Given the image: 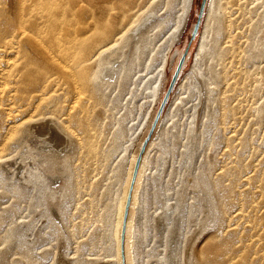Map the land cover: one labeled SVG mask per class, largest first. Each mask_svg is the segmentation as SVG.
Listing matches in <instances>:
<instances>
[{"label":"rangeland","instance_id":"374dc122","mask_svg":"<svg viewBox=\"0 0 264 264\" xmlns=\"http://www.w3.org/2000/svg\"><path fill=\"white\" fill-rule=\"evenodd\" d=\"M201 1H192L189 24L180 41L172 38L185 17L188 0H133L128 6L116 31L153 9L144 26V55L139 50L133 55L136 63L144 60L139 69H135L138 63L133 68V73L139 72L131 74L122 91L114 86L112 95L117 98L95 94L90 106L91 148L82 141L73 148L59 147L73 187L67 197L59 198L58 187L54 197L47 196V208L32 196H18L9 182H0V264H119L115 226L123 186L153 114L143 147L159 122L157 112L180 62L177 50L187 51L188 62L182 65L176 83L195 62L198 36L191 41V30ZM231 2L233 23L221 35L220 56L210 59L220 73L214 78L210 100L198 104L196 96L185 99L174 118L175 126H171L173 121L166 126L164 145H157L150 154L135 218L144 236L138 246L143 264H264V88L258 93L254 90L256 79L264 78V51L249 57L254 36L259 37L264 25L260 16L264 6L263 0ZM123 5L120 0H68L66 9L74 29L92 35L104 30L109 10ZM152 55L155 63L149 66ZM96 67L97 61L92 65ZM125 102L132 104V112L123 119L119 104ZM193 116L196 126L190 132ZM30 127L21 124L10 131L2 129L0 121V141L8 136L0 151V167L19 179L33 165L31 160L23 165L21 155L39 149L51 133L43 129L47 136L36 135ZM192 141L197 143L191 149Z\"/></svg>","mask_w":264,"mask_h":264},{"label":"bare ground","instance_id":"6f19581e","mask_svg":"<svg viewBox=\"0 0 264 264\" xmlns=\"http://www.w3.org/2000/svg\"><path fill=\"white\" fill-rule=\"evenodd\" d=\"M120 1L124 3V7L115 11L109 10L104 30L89 35L79 32L77 28L74 29L67 15L68 0H1L0 121L2 129L15 131L21 124H27L32 128L38 124L40 126L35 128L36 135L47 136V132L45 133L43 129L51 131V133L48 131L50 135L48 134L43 144H40L39 149L21 155L23 165L30 164L29 160L33 163L27 167L25 178L19 179L14 174L5 173L4 168L0 167V182L2 184L9 182L11 191L16 192L18 196L27 194L49 208L45 200L49 195L54 197L58 187L61 191L59 198L67 197L71 193L73 187L68 181L69 172L63 167L66 157L59 147L66 144L68 148H73L81 144L80 141L87 143L89 148L93 146L90 141L94 130L91 118L93 111L90 110V106L94 102L95 94L113 96L115 85V89L119 88L122 91L124 84L132 78L133 68L138 63L135 69H139V64L144 61L139 59L136 63L133 55L136 50L140 51V55H144L142 51L146 35L144 26L149 21L153 9L139 14L137 18L127 22L122 30L116 31V23L119 24L126 18L129 12L128 6L133 2V0ZM188 1L185 17L176 26L173 41L182 40L189 24L188 15L193 0ZM261 3L264 6V0ZM233 5L231 0H206L197 33L198 49L192 69L183 79V74H180V79L165 105L166 108L164 107L165 110L163 109L162 115L158 116L159 122L155 124L157 125L155 132L147 147L143 145L152 127L154 114L143 137L141 136L118 206L115 238L119 264H122L121 258L123 264H143L138 246L144 236L137 229L135 218L142 204L141 192L148 177L150 154L157 145H164L166 126L170 121H173L171 126H175L174 118L185 99L196 96L198 104L210 100L214 89V78L220 75L210 62L220 56L223 48L220 38L233 23L230 17ZM260 16L264 20V12ZM258 32L259 37L255 34L256 37L254 36L249 49L251 58L258 57L264 51V25ZM124 44L127 46L126 50L122 48ZM179 49L178 62L184 52V49ZM128 51L130 58H127ZM166 56L161 58L159 67L162 68ZM95 61L97 67L93 69L92 65ZM187 62L188 59L185 60L184 67ZM154 63V55H152L149 66H153ZM146 69L148 67L145 65ZM138 72L134 70L133 74L136 75ZM157 79L155 82H158ZM166 80L165 77V82ZM162 82L165 86L164 79ZM157 86L158 84L152 88L151 95L155 94ZM254 88L255 92H260L264 88V78L256 79ZM113 97L117 98V96ZM119 106L122 110L121 117L126 119L132 112V104L125 102L120 103ZM158 118L156 115V119ZM42 119L43 121H40ZM195 122L193 116L190 132L195 129ZM7 139L6 135L0 141V151L7 143ZM196 143L197 141H192L190 148L192 149V145ZM57 178L62 184L56 185Z\"/></svg>","mask_w":264,"mask_h":264},{"label":"water","instance_id":"95a60500","mask_svg":"<svg viewBox=\"0 0 264 264\" xmlns=\"http://www.w3.org/2000/svg\"><path fill=\"white\" fill-rule=\"evenodd\" d=\"M205 5H206V0H202V1H201V5H200V9H199V11H198V13H197V19H196V22L194 23L193 28H192L191 41L193 40V38H194V37L197 35V33H198V30H199V27H200V24H201V20H202V17H203V13H204ZM186 54H187V51H185V53L183 54V56H182V58H181V60H180V62H179V65H178V67H177V70H176V72H175V74H174V76H173V78H172L171 84H170V86H169V88H168V90H167V92H166V94H165V96H164V98H163V101H162V103H161V106H160V108H159V110H158V112H157V118H158V116L161 115V113H162V111H163V109H164V107H165V105H166V103H167V101H168V99H169V97H170V95H171V92H172V90H173V88H174V86H175V83H176V81H177V78H178V76H179V72H180V70H181V67H182V65H183V63H184V61H185Z\"/></svg>","mask_w":264,"mask_h":264}]
</instances>
